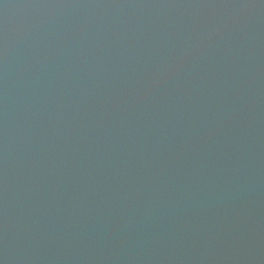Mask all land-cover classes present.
I'll return each mask as SVG.
<instances>
[{
  "label": "water",
  "instance_id": "95a60500",
  "mask_svg": "<svg viewBox=\"0 0 264 264\" xmlns=\"http://www.w3.org/2000/svg\"><path fill=\"white\" fill-rule=\"evenodd\" d=\"M0 264H264V0H0Z\"/></svg>",
  "mask_w": 264,
  "mask_h": 264
}]
</instances>
